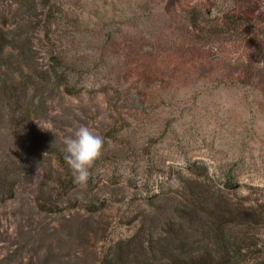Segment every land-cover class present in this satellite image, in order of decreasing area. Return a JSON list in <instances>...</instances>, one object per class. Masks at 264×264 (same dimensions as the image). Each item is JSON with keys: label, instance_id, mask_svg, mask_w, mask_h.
<instances>
[{"label": "rangeland", "instance_id": "obj_1", "mask_svg": "<svg viewBox=\"0 0 264 264\" xmlns=\"http://www.w3.org/2000/svg\"><path fill=\"white\" fill-rule=\"evenodd\" d=\"M202 1L216 23L193 14ZM0 27L42 69L56 56L77 64L52 71L36 129L63 150L80 125L106 141L84 187L45 152L20 177L0 201V264H103L136 233L164 241V219L192 194L178 172L234 209L264 208V0H0ZM10 139L2 128L0 147ZM42 184L52 211L38 208ZM250 235L249 263L264 264V224Z\"/></svg>", "mask_w": 264, "mask_h": 264}, {"label": "trees", "instance_id": "obj_2", "mask_svg": "<svg viewBox=\"0 0 264 264\" xmlns=\"http://www.w3.org/2000/svg\"><path fill=\"white\" fill-rule=\"evenodd\" d=\"M208 2L202 1L200 6L192 7L193 14L204 22L216 23L217 18L207 19V12L201 13V6L205 7ZM27 44L20 34L0 27V130L4 128L11 134L9 143L0 147V201L15 196L20 177L42 163L43 152L66 165L61 145L45 138L33 120L42 101L43 87L53 80L52 71L73 73L77 71V64L56 56L51 65L42 69L35 63ZM63 84L68 94H77L68 79ZM38 96L39 104L35 103ZM193 169L198 171L199 167L193 165ZM176 176L185 182L192 194L179 211H175L176 216L164 219L165 240L150 238L144 244L136 233L118 242L103 264H130L134 248L143 245L147 255L141 264H154L152 261L157 259L163 261L159 264H256L249 263L256 253L253 248H257L250 232L264 224V208L234 209L221 197L214 198L198 179L179 172ZM226 178L225 185L234 188V177L229 174ZM54 180L62 187L63 194H67L68 181L60 177ZM45 186L42 184L37 195V205L42 211H52L54 207L45 197ZM144 224L143 221L141 228ZM188 227L197 228V234L190 235Z\"/></svg>", "mask_w": 264, "mask_h": 264}, {"label": "clouds", "instance_id": "obj_3", "mask_svg": "<svg viewBox=\"0 0 264 264\" xmlns=\"http://www.w3.org/2000/svg\"><path fill=\"white\" fill-rule=\"evenodd\" d=\"M64 139V161L72 173L73 183L84 187L91 176V169L102 157L105 139L85 125L70 129Z\"/></svg>", "mask_w": 264, "mask_h": 264}]
</instances>
